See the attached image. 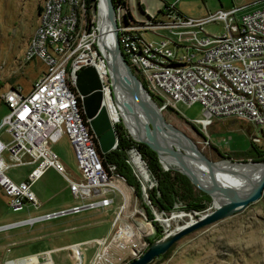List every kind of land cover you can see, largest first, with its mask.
<instances>
[{
	"label": "built area",
	"instance_id": "obj_1",
	"mask_svg": "<svg viewBox=\"0 0 264 264\" xmlns=\"http://www.w3.org/2000/svg\"><path fill=\"white\" fill-rule=\"evenodd\" d=\"M242 8H218L194 18L181 15L174 1L158 0V5L150 10L141 0H114L120 49L160 110L167 107L174 110L177 102L185 105L198 102L204 115L195 121L202 127L213 118L226 117L264 126V2L239 12ZM132 10L137 11L136 17ZM215 20L222 22L223 31L214 36L204 33L203 24ZM104 23L103 0H42L22 60H37L43 64V70L26 91L20 84L0 90V101L7 107L0 118V133L6 134V137L0 135V190L10 209L38 206L31 184L48 166L63 175L72 196L81 201L70 207L71 211L104 206L113 200L108 194L117 192L120 195L106 234L63 246L70 250L75 264H83L84 244L95 246L87 264L110 263L112 251L126 249L127 243L143 234L145 240L148 232L153 235V221H159L157 215L168 217L155 209L147 197L146 189L155 180L136 146L130 144L125 149V162L140 184L142 203L149 207L152 218H147L142 205L143 209L137 206L135 195L124 191V179L115 172L114 165L102 163L95 149V135L80 112L76 73L90 67L97 78L101 103L113 130L115 124L122 123L111 97L109 70L105 63L107 47L103 48L99 41ZM156 27L166 29L180 40L168 33L147 39L144 32L154 31ZM61 135L66 136L70 144L79 171L76 178L66 174L51 149ZM114 136L112 148L116 146L115 130ZM18 165L31 166L22 178L14 179L7 174V169ZM139 167L147 171V180L142 178ZM126 186L133 192L132 186ZM130 201V210L124 214L122 211ZM179 205V201L173 203L174 209L169 211V216L180 209ZM65 213V209H60L27 215L0 224V231L30 226ZM137 221L143 223L144 229L135 238L134 231L129 232L127 228L128 224L134 228ZM162 232L164 234L166 229ZM10 245L12 242L0 244L3 250L0 264H52V249L7 256Z\"/></svg>",
	"mask_w": 264,
	"mask_h": 264
},
{
	"label": "rangeland",
	"instance_id": "obj_2",
	"mask_svg": "<svg viewBox=\"0 0 264 264\" xmlns=\"http://www.w3.org/2000/svg\"><path fill=\"white\" fill-rule=\"evenodd\" d=\"M166 1H174V7L181 15L197 18L218 8L225 9L233 5L243 7L239 12L249 10L259 6L264 0ZM41 2L42 0H0V90L10 84H20L22 90L26 91L43 70V64L37 60L27 62L22 60L28 37L38 20L36 4ZM141 3L145 7L149 6L150 10L155 8L150 7L153 0H141ZM132 14L135 17L138 15L135 10H132ZM223 29L220 20L209 21L202 26L203 32L212 36L221 33ZM166 33L177 39L176 35L162 27H156L154 31L146 30L144 36L147 39H155ZM6 110L5 104L0 102V118ZM174 111L177 113L162 109L161 113L166 121L188 135L202 152L206 154L207 149L211 151L212 159L223 158L217 155L212 146L226 153L229 156L226 157L228 160L239 162L254 161L251 160V154L243 152L250 147V142L264 149V126H254L241 119L226 117L213 118L208 125L202 127L199 122L195 121L204 115L198 102L190 105L177 102ZM51 149L60 159L66 174L76 178L79 171L66 136L61 135L52 143ZM28 166L31 165L10 167L7 169V174L14 179H19L28 170ZM66 184L63 175L49 167L31 186L40 206L37 208L30 206L21 210L10 209L0 190V224L27 215H37L73 202L79 204L80 200L74 201ZM122 187L134 197V193L130 192L125 183ZM108 197H112L113 200L104 206L83 208L78 212H67L36 221L30 226L20 225L1 230L0 244L13 242L7 256L52 249L50 252L52 264H75L70 250L63 246L76 240L103 236L108 232L120 202V195L114 192L108 194ZM141 199V197H136L135 201L137 206L143 209ZM131 205L130 201L122 212L126 214ZM211 208L212 203L209 198L204 208L194 214L187 209H176L172 211L171 216L167 212L165 215L168 218L166 219L157 215L159 220L157 223L160 224L162 231L164 228L167 231L184 223L191 216L201 214ZM177 215L180 216L177 217ZM137 228L136 224L132 228L135 238L141 232ZM150 233L145 235L150 236ZM143 236L144 234L132 243H127L126 249L120 252L112 251V261L108 264H123L138 255L146 245ZM84 246L83 264H87L95 246L94 244H84ZM0 257H3L2 249H0ZM149 264H264V188L261 196L244 208L183 234L172 243V248L164 258L151 260Z\"/></svg>",
	"mask_w": 264,
	"mask_h": 264
},
{
	"label": "water",
	"instance_id": "obj_3",
	"mask_svg": "<svg viewBox=\"0 0 264 264\" xmlns=\"http://www.w3.org/2000/svg\"><path fill=\"white\" fill-rule=\"evenodd\" d=\"M103 1L105 23L112 39L111 47L106 48L108 61L105 63L109 70L111 97L116 103L121 122L133 139L145 143L156 152L164 168L183 173L191 183L210 197L212 203L210 210L195 214L184 223L167 230L147 244L138 255L123 263L148 264L183 234L228 216L257 200L264 188V160L239 162L227 158L212 159L182 130L166 121L120 49L113 0ZM75 88L81 96L82 111L100 151H108L115 141L114 130L101 103L97 78L90 67L76 73ZM116 88L123 92L124 98L121 102L117 101ZM179 136H182V141H179ZM162 156L167 157L172 164L166 159L162 160ZM222 161L246 164L247 167L238 171L223 165ZM194 162L204 165L205 171L196 167ZM256 164L262 166L257 168ZM253 170H256L255 177H251ZM247 171L248 173H245ZM201 173L209 175L210 178L219 176L224 181L205 182ZM236 177L240 179L239 182ZM213 199H216V203ZM65 212H71V209H65ZM189 212L194 214V210Z\"/></svg>",
	"mask_w": 264,
	"mask_h": 264
},
{
	"label": "trees",
	"instance_id": "obj_4",
	"mask_svg": "<svg viewBox=\"0 0 264 264\" xmlns=\"http://www.w3.org/2000/svg\"><path fill=\"white\" fill-rule=\"evenodd\" d=\"M36 10L39 12L40 3L36 4ZM78 101L81 115L83 118H85V115L82 111L81 99L79 97ZM164 110L177 113L170 107H167ZM114 130L116 134V146L112 149H109L108 151L101 152L97 145L96 139H94L95 149L100 155L102 163L104 165L105 163L113 164L115 167V172L123 177L125 184L132 186L133 193L136 197L139 198L141 195L140 184L132 174L128 164L125 162V149L130 144H134L136 146L141 157L145 160L148 170L155 180V183L146 189L147 197L149 198L153 207H155L157 210L167 213L174 209L173 203L179 201L180 205L178 207L180 209L198 211L204 208L210 197L199 190L193 183H191L183 173L172 168H163L158 160L156 152L149 148L145 143L134 140L120 122L114 125ZM258 146L259 145L250 142V147L243 152H248V154H251V160L263 161L264 149H260ZM212 148L216 150L217 155L220 157H229L226 153H222L216 147L212 146ZM141 168L144 171L145 180H147V171H145L143 167ZM141 205L144 208L147 218H152V213L149 207L143 203ZM153 226V235L145 237L146 245L162 234L161 226L159 223H157V221H153ZM171 248L172 244L162 254H159L154 259L160 257L164 258ZM154 259L152 261H154Z\"/></svg>",
	"mask_w": 264,
	"mask_h": 264
},
{
	"label": "bare ground",
	"instance_id": "obj_5",
	"mask_svg": "<svg viewBox=\"0 0 264 264\" xmlns=\"http://www.w3.org/2000/svg\"><path fill=\"white\" fill-rule=\"evenodd\" d=\"M100 43L101 44H103L102 46H103V48H105V47H107L108 49L111 47V43H112V39H111V34H110V31L107 29V25H106V23H104L103 24V26L101 27V33H100ZM108 56V55H107ZM107 61H108V58L106 59ZM115 94H116V98H117V101H119V102H121L122 101V99L124 98V95H123V92L121 91V90H119V88H116L115 89ZM119 104V106L121 105L120 103H118ZM163 137V136H162ZM179 141H182L181 139H182V136H179ZM164 159H166L170 164H172V162H170L169 161V159L166 157V158H163V156H162V160H164ZM193 164H195L196 165V167H198V168H201V169H203V171H205L204 169H205V167H204V165H202V164H200V163H197V162H194ZM222 164L223 165H226L227 167H231V168H233V169H237L238 171H241V170H244L246 167H247V165L246 164H240V163H230V162H227V161H222ZM257 165V168L259 167V166H262V164H256ZM260 169V168H259ZM261 170V169H260ZM139 171H140V173H141V176H142V178L145 180V174H144V171H143V169L141 168V167H139ZM245 173H248V171L247 172H245ZM255 173H256V170H253V174H252V176L251 175H249V174H247V175H249V176H251V177H255ZM202 177H203V179H204V181L205 182H211L212 180L214 181V182H221L223 179H220V177L219 176H215L214 175V177L212 178V176H211V178H210V176L209 175H206V174H204V173H201L200 174ZM237 178V177H236ZM238 179L239 178H237V180L236 181H238ZM240 180V179H239ZM212 181V182H213ZM224 181V180H223ZM239 182V181H238ZM213 202L214 203H216V199H213ZM180 215H177V217H179ZM190 218H192V216L190 217ZM138 222V221H137ZM136 224V226L142 231L143 229H144V225L141 223V222H138V223H135ZM137 228V229H138ZM128 231L130 232V231H132L133 232V229L131 228V225H129L128 224ZM138 229V230H139Z\"/></svg>",
	"mask_w": 264,
	"mask_h": 264
},
{
	"label": "crops",
	"instance_id": "obj_6",
	"mask_svg": "<svg viewBox=\"0 0 264 264\" xmlns=\"http://www.w3.org/2000/svg\"><path fill=\"white\" fill-rule=\"evenodd\" d=\"M264 1H262L260 4H262ZM158 5V0H153V3H151L150 4V7L151 8H153V7H155V6H157ZM233 6H235V5H233ZM240 6V5H239ZM148 8H149V6H147ZM229 8V7H228ZM0 135L2 136V137H6V134H4V133H0ZM27 166V165H26ZM29 168H30V166H28ZM50 166H48V167H46L43 171H42V173L40 174V176L44 173V171H46L48 168H49ZM27 168V167H26ZM29 168H28V170H29ZM53 168V167H52ZM54 169V168H53ZM28 170H26L25 171V173L28 171ZM55 170V169H54ZM56 171V170H55ZM24 173V174H25ZM59 173V172H58ZM24 174H23V176H24ZM59 174H61V173H59ZM23 176H21V177H19V179L20 178H22ZM39 176V177H40ZM70 177V176H69ZM73 178V177H72ZM36 180V179H35ZM34 180V181H35ZM33 181V182H34ZM32 182V183H33ZM31 186H32V184H31ZM66 188H67V190L69 191V189H68V186H67V184H66ZM33 191V190H32ZM125 191V190H124ZM69 193H70V191H69ZM127 194H128V192H126ZM71 194V193H70ZM36 196V195H35ZM71 196H72V194H71ZM72 198L74 199V201H78V199H76V198H74L73 196H72ZM94 198H98V197H94ZM81 203V201L79 202V204ZM78 203H76V202H73L72 204H70V205H65V206H63V207H59V208H56V209H51V210H47V211H44L43 213H47V212H51V211H57V210H60V209H69L70 207H72L73 205H77ZM38 206H40V204L38 205ZM37 206V207H38ZM100 206V205H99ZM28 207H30V206H28ZM36 207V208H37ZM21 210V209H20ZM78 211H80V210H77V211H71V212H78ZM40 214H42V213H40ZM19 219V218H18ZM10 221H14V220H10ZM10 221H8V222H10ZM3 223H7V221L6 222H3ZM2 224V223H1ZM17 227V226H16ZM12 228H14V227H12ZM96 237H98V236H96ZM93 238V237H92ZM83 239H81V240H76V241H82ZM12 242V241H11ZM73 242H75V241H73ZM6 243H10V242H6ZM13 243V242H12ZM4 244V243H3ZM10 251H11V249H10ZM23 254H26V253H22V254H18V255H23Z\"/></svg>",
	"mask_w": 264,
	"mask_h": 264
},
{
	"label": "flooded vegetation",
	"instance_id": "obj_7",
	"mask_svg": "<svg viewBox=\"0 0 264 264\" xmlns=\"http://www.w3.org/2000/svg\"><path fill=\"white\" fill-rule=\"evenodd\" d=\"M206 154L210 157L212 156L211 151H209L208 149L206 150Z\"/></svg>",
	"mask_w": 264,
	"mask_h": 264
}]
</instances>
